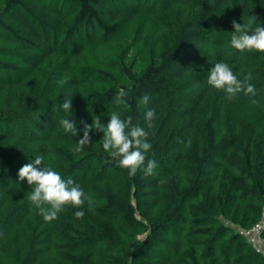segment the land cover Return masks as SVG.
<instances>
[{"label":"trees","instance_id":"1","mask_svg":"<svg viewBox=\"0 0 264 264\" xmlns=\"http://www.w3.org/2000/svg\"><path fill=\"white\" fill-rule=\"evenodd\" d=\"M253 16L264 26V0H0V264H264L239 231L264 207V53L230 43L231 22ZM217 62L250 73L256 94L229 100L209 85L199 105L216 97L222 119L197 111L192 141L168 155L184 156L185 173L170 162L164 202L142 169L117 165L102 132L74 150L84 124L99 115L106 125L113 111L152 145L147 107L192 102ZM121 90L130 108L114 103ZM66 100L77 136L60 125ZM36 156L92 202L45 221L28 199L34 186L18 179Z\"/></svg>","mask_w":264,"mask_h":264},{"label":"clouds","instance_id":"2","mask_svg":"<svg viewBox=\"0 0 264 264\" xmlns=\"http://www.w3.org/2000/svg\"><path fill=\"white\" fill-rule=\"evenodd\" d=\"M257 16L250 17L247 23H239L233 20L230 43L239 51L256 50L264 53V26L255 25ZM252 77L249 73L243 80L225 62H217L211 69L208 84L216 89L223 90L229 100L236 98L243 92L245 95H255L256 87L250 83ZM127 93L119 91L114 97V103L130 108L126 100ZM141 103L147 104L149 96L145 94ZM256 103V101H252ZM61 108L64 116L60 119V125L66 133L78 135L77 122L73 118L71 100L62 103ZM156 110L149 109L144 114V119L151 128V121L155 118ZM132 115L121 118L119 112L113 111L108 117V123L102 122L101 116L95 115L91 124H84L83 136L77 142L74 149L79 152L83 147L91 143L90 133L93 130L102 132V145L105 151L117 162L121 168L128 169L130 174L135 175L137 170L142 169L145 175L154 174L157 167L154 160H146V153L152 145L147 141L149 133L138 123H134ZM80 123H84L80 121ZM44 156H36L34 162L24 164L18 171L20 181L27 180L29 186H34L28 199L39 209L45 221L58 218V213L63 206L71 204L80 208L85 201L92 202V197L85 194L81 186L72 179H62L59 172L45 164ZM164 181H161L163 183ZM84 211H76L75 217L82 219Z\"/></svg>","mask_w":264,"mask_h":264},{"label":"rangeland","instance_id":"3","mask_svg":"<svg viewBox=\"0 0 264 264\" xmlns=\"http://www.w3.org/2000/svg\"><path fill=\"white\" fill-rule=\"evenodd\" d=\"M176 68L177 67H175V71H178ZM206 79L208 80L209 78L207 77ZM193 83H195V81L190 82V84ZM208 89L209 84H207L206 87L202 85L200 89L197 87L194 88L192 91L198 93L199 96L196 99H192V102H184L183 104H174L170 102L161 105L156 102L147 107L148 109L154 108L156 110L155 118L153 119L156 140L149 151L157 157L156 163H158V165L156 164L157 167L154 170V174L145 175L146 177H150L146 187H149L147 193L156 196L155 200L158 204L164 202L165 189L161 181L167 174H171L172 165L170 162H176V171H181L182 175L185 173L184 156L177 155L173 160L168 155L178 153L176 149L192 141L194 125L197 120V111L203 107L202 110L205 113L212 112L222 119L220 108H218L220 104L217 106L218 99H216V97L212 99L211 97H207L206 104H203L202 107L199 105V100L206 95ZM221 95L220 93L217 97ZM210 100H212V102H210ZM175 117H177V120Z\"/></svg>","mask_w":264,"mask_h":264},{"label":"built area","instance_id":"4","mask_svg":"<svg viewBox=\"0 0 264 264\" xmlns=\"http://www.w3.org/2000/svg\"><path fill=\"white\" fill-rule=\"evenodd\" d=\"M226 223L225 220H223ZM264 227V207L261 208L257 219L248 227L240 228L239 231L245 236L249 244L254 247L264 258V240L260 237V232Z\"/></svg>","mask_w":264,"mask_h":264}]
</instances>
